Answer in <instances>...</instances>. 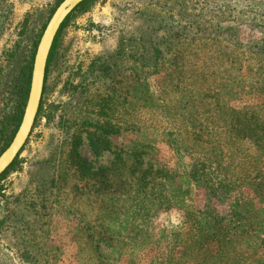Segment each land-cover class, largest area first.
Masks as SVG:
<instances>
[{"label": "rangeland", "instance_id": "obj_1", "mask_svg": "<svg viewBox=\"0 0 264 264\" xmlns=\"http://www.w3.org/2000/svg\"><path fill=\"white\" fill-rule=\"evenodd\" d=\"M62 1L0 0V154ZM63 23L0 179V264H264V0H84Z\"/></svg>", "mask_w": 264, "mask_h": 264}, {"label": "water", "instance_id": "obj_2", "mask_svg": "<svg viewBox=\"0 0 264 264\" xmlns=\"http://www.w3.org/2000/svg\"><path fill=\"white\" fill-rule=\"evenodd\" d=\"M83 1L84 0H63L55 9L41 35L34 54L30 87L22 119L12 141L0 154V177L14 163L31 134L39 111L44 88L46 66L53 41L63 22Z\"/></svg>", "mask_w": 264, "mask_h": 264}, {"label": "trees", "instance_id": "obj_3", "mask_svg": "<svg viewBox=\"0 0 264 264\" xmlns=\"http://www.w3.org/2000/svg\"><path fill=\"white\" fill-rule=\"evenodd\" d=\"M78 6H79V5H78ZM68 17H69V16H68ZM68 17H67V18H68ZM67 18H66V19H67ZM64 22H65V21H64ZM63 25H64V23L61 25V27H62ZM61 27H60V28H61ZM59 30H60V29H59ZM58 32H59V31H58ZM57 35H58V33H57ZM57 35H56V37H57ZM56 37H55V39H54V41H53V44H52V47H51V50H50V53H49V57H48V61H47V63L49 62L50 57H51V54H52V51H53V49H54V45H55V41H56ZM35 46H37V43H36ZM34 54H35V49H34V51H33V53H32V57H31L30 63H29V65H28L27 70H26V72H25V74H24V77H23V86H22L21 97H20V101H19V107H18V110H17L16 115L14 116V125H15V129H14V132L12 133V135H11V137H10V140H11V138H13V136L15 135V133H16V131H17V128H18V126H19V124H20V121H21V119H22V115H23V111H24V107H25V104H26V100H27L28 92H29V87H30V79H31V71H32V63H33ZM6 146H7V145H6ZM14 162H15V161H14ZM13 164H14V163H13ZM13 164H12V165H13ZM12 165L9 167V169L12 167ZM9 169H8L7 171H5V172L1 175L0 179H2V178L6 175V173L9 171ZM220 171H221V169H220ZM223 182H225V180H223ZM224 189H225V187H224ZM203 215H205V214H203ZM205 216H206V215H205ZM217 222H218V219H217V217L215 216V220H213L212 224L214 223V224L216 225ZM220 222H221V221H219L218 224H220ZM212 224H210V227H213Z\"/></svg>", "mask_w": 264, "mask_h": 264}]
</instances>
